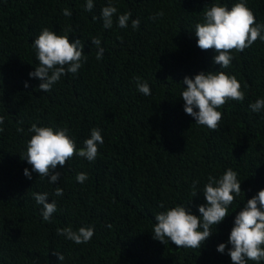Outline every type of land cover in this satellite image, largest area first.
<instances>
[{
	"label": "trees",
	"instance_id": "1",
	"mask_svg": "<svg viewBox=\"0 0 264 264\" xmlns=\"http://www.w3.org/2000/svg\"><path fill=\"white\" fill-rule=\"evenodd\" d=\"M237 2L93 0L86 11V0H0V264H232L227 240L234 218L264 188V109L249 107L264 99V41L233 52L230 67L220 69L213 62L217 53L197 46L195 25L213 4L230 9ZM244 2L256 24H264V0ZM109 3L118 11L105 28L101 10ZM126 12L128 27L120 28L118 16ZM157 13L163 15L150 18ZM132 19L140 21L135 30ZM44 28L70 42L80 39L87 57L76 74L62 76L49 92L29 76L39 63L32 42ZM94 37L104 49L100 60ZM210 71L235 76L245 94L217 109L222 120L215 131L186 114L180 97L185 76ZM138 83H147L151 94L140 93ZM34 123L66 128L77 150L93 128L103 143L94 161L74 155L58 165L60 178L50 183L23 158ZM227 169L236 172L242 192L234 194L228 215L211 226L200 249L154 239L157 213L180 205L200 216L208 177L218 179ZM80 172L87 174L83 183L75 179ZM33 193L55 201L49 221ZM65 227H91L94 235L76 244L57 233ZM220 243L226 245L223 253L217 251Z\"/></svg>",
	"mask_w": 264,
	"mask_h": 264
},
{
	"label": "clouds",
	"instance_id": "2",
	"mask_svg": "<svg viewBox=\"0 0 264 264\" xmlns=\"http://www.w3.org/2000/svg\"><path fill=\"white\" fill-rule=\"evenodd\" d=\"M93 6V0H86V11H91ZM62 11L65 16L71 15L68 9ZM117 11L111 3L102 8L101 17L105 28L112 27L113 16ZM162 15L163 13H157L150 18L155 20ZM130 16V12L119 15L118 26L128 27ZM203 19V23L195 25L197 46L201 50H214L217 54L213 57V62L218 64L220 69L230 67L233 52H242L257 39L264 41V24H256L254 14L244 0H239L230 9L213 4L204 11ZM139 23V19L131 20L133 30L138 28ZM91 42L97 46L96 59H102L104 49L100 47V38L94 37ZM32 43L39 63L29 76L41 81L38 87L43 92L51 91L52 86L62 76L68 73L76 74L82 62L87 59L82 51L80 39L70 42L68 36L57 35L48 28H44ZM182 83L186 85L180 95L184 101L185 113L193 117L198 125L213 131L219 128L222 120V113L217 109L222 108L229 100L242 101L245 95L235 76H229L223 71L199 72L192 78L185 76ZM137 88L145 96L151 94L147 83H138ZM249 107L253 112L261 111L264 109V99H257ZM3 121L4 118L0 116V124H3ZM2 130L0 128V131ZM17 131L23 132L24 129L18 127ZM28 131L32 135L27 141L23 158L31 165L33 172L41 177H48L50 183H56L60 178V173L55 171L58 165L63 167L74 155L90 162L94 161L98 154V144L103 143L101 132L96 128L91 130L90 137L83 141V147L79 150L74 140L68 136L66 128L53 131L51 127H38L34 123ZM24 175L31 179L28 169H24ZM75 179L83 183L87 174L80 172ZM241 192L240 181L232 169H227L218 179L209 176L202 191L206 204L198 206L201 215H193L180 205L157 213L152 231L154 239L164 243L167 238L177 248L200 249L212 233L211 226L219 224L228 215V207L234 201V194L238 196ZM196 193L194 192L193 196ZM62 194L63 190L56 188L55 195ZM33 195L36 203L42 206L43 220L49 221L57 210L55 201L48 202L47 193ZM159 206L163 207L162 204ZM56 231L76 244L88 243L94 235L91 227H80L75 231L71 227H65ZM227 243L231 245L228 255L232 264H246V260H264V188L248 199L243 209L235 216ZM225 247V243H220L217 251L223 253ZM53 254L58 256L59 261L64 260L63 254Z\"/></svg>",
	"mask_w": 264,
	"mask_h": 264
}]
</instances>
